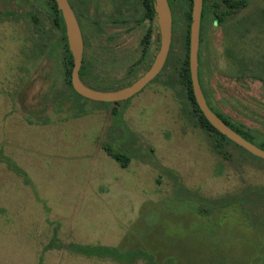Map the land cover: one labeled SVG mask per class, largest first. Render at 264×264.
<instances>
[{"label":"rangeland","instance_id":"1","mask_svg":"<svg viewBox=\"0 0 264 264\" xmlns=\"http://www.w3.org/2000/svg\"><path fill=\"white\" fill-rule=\"evenodd\" d=\"M41 17H0V264H264V160L230 142L215 151L164 84L115 104L78 97L60 55L31 54L51 27ZM226 17L205 45L213 103L263 137L264 0Z\"/></svg>","mask_w":264,"mask_h":264},{"label":"trees","instance_id":"2","mask_svg":"<svg viewBox=\"0 0 264 264\" xmlns=\"http://www.w3.org/2000/svg\"><path fill=\"white\" fill-rule=\"evenodd\" d=\"M11 1L12 3L9 8L13 9H10L11 12H9L7 15L9 18H16L18 15L23 16L29 14L30 18H33L34 23L40 25V27H43L44 22L41 20V16L44 14L49 16L51 21L50 30L44 31V35H40V40L38 41V43L34 44L35 55H38L41 61L45 58H57L60 55L62 57V63L64 66V87L70 89L78 97L85 98L77 93L72 85V70L74 66V59L68 45L65 21L56 0ZM168 2L170 4L173 16V36L170 52L166 61L165 85L173 89L180 97V99H182L185 105L184 110L187 116L192 120L193 124L205 130L209 134L215 151L222 153L224 144L226 142H230L252 157L259 158L222 134L210 123V121L204 115L203 111L200 109L194 94L189 62L190 25L192 21L191 14L193 0H168ZM249 3L250 0H204L200 32L198 72L201 87L207 99V103L209 104L211 109L215 111L222 120H224L229 126H231L244 138L264 149V136L261 137V135L258 134L254 129L249 128L244 124H234L229 116L223 114V112L214 105V92L209 82L208 58L205 54V51L207 49L205 45L207 44L209 38L208 34L210 31L211 22L216 21L221 25L225 22L227 18L226 16L232 14L236 10L247 7ZM183 19L186 21V28L183 37L184 53L179 56L174 50V31L177 23ZM59 32L62 33V36L55 39L54 35L56 36ZM52 38L55 39L54 43H51ZM52 72L53 69L49 70L47 74H43V78L49 79ZM80 78L84 80L87 86L98 89L96 85V72L94 68H87L85 65L82 66L80 69ZM105 149L117 162L121 164V166H128L129 156L121 152H115L108 146H105ZM76 249L81 253L89 256L107 255L118 260L125 261L129 260L128 257L133 255L134 259L145 257L148 261L152 262L151 255L143 250L120 252L117 248L113 247L82 245L76 246Z\"/></svg>","mask_w":264,"mask_h":264},{"label":"flooded vegetation","instance_id":"3","mask_svg":"<svg viewBox=\"0 0 264 264\" xmlns=\"http://www.w3.org/2000/svg\"><path fill=\"white\" fill-rule=\"evenodd\" d=\"M68 1L83 37L82 66L95 69L99 90L113 91L128 86L147 72L160 48L154 0ZM4 3L7 7L0 9L1 20L8 18L13 9L9 8L8 0ZM61 36L59 32L54 38ZM34 46H31L32 56ZM165 79L166 62L159 74L138 93L154 83L165 85Z\"/></svg>","mask_w":264,"mask_h":264},{"label":"water","instance_id":"4","mask_svg":"<svg viewBox=\"0 0 264 264\" xmlns=\"http://www.w3.org/2000/svg\"><path fill=\"white\" fill-rule=\"evenodd\" d=\"M157 13L160 48L156 57L147 72L132 84L113 91H102L87 86L80 78V69L83 60V37L74 13L68 0H56L62 12L69 49L73 55L74 66L72 70V85L74 90L85 98L101 102H119L128 100L143 89L161 71L167 61L173 36V16L168 0H154ZM204 0H193L191 25H190V52L189 62L192 77V84L196 101L210 123L222 134L227 136L236 144L242 146L255 156L264 159V149L250 142L222 120L207 103V99L199 80V49L200 32Z\"/></svg>","mask_w":264,"mask_h":264}]
</instances>
